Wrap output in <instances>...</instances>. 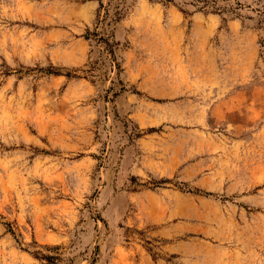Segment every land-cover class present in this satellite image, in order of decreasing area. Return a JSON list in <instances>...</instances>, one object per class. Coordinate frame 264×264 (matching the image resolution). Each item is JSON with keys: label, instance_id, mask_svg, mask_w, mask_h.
Segmentation results:
<instances>
[{"label": "rangeland", "instance_id": "1", "mask_svg": "<svg viewBox=\"0 0 264 264\" xmlns=\"http://www.w3.org/2000/svg\"><path fill=\"white\" fill-rule=\"evenodd\" d=\"M0 264H264V0H0Z\"/></svg>", "mask_w": 264, "mask_h": 264}]
</instances>
